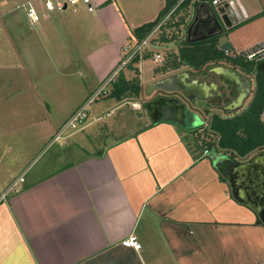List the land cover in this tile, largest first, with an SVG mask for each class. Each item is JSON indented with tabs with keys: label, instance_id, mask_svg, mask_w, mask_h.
I'll list each match as a JSON object with an SVG mask.
<instances>
[{
	"label": "crops",
	"instance_id": "1",
	"mask_svg": "<svg viewBox=\"0 0 264 264\" xmlns=\"http://www.w3.org/2000/svg\"><path fill=\"white\" fill-rule=\"evenodd\" d=\"M237 1L243 17L230 29L239 27L246 42L241 45L223 37L219 44L229 41L233 50L228 53L244 55L254 43L264 41V11L249 12ZM95 2L90 25L80 22L76 30L102 31L108 44L63 60L67 67L86 64L90 80L64 76L69 83L75 81L71 87L76 100L56 130L101 85L128 46L130 29L118 9L110 0ZM205 4L216 10L209 2ZM163 5L164 0L159 10ZM199 8L196 3L188 11L192 15ZM198 13L203 12L199 9ZM56 21L55 29L49 26L50 32L59 24L70 31L62 16ZM7 26L3 30L9 36ZM256 30L262 31L252 40ZM37 34V40L43 37L39 28ZM189 81L203 87L213 85L197 76ZM102 97L105 115L113 112H107L112 105L118 109L113 123L95 125L98 117L89 120L88 111L87 122L79 130L90 143L103 138L100 149L83 150L74 140L75 150L67 146V154L74 157L82 150V156L46 173L33 171L12 194L2 198L1 193L0 264H264V225L256 224L254 212L233 199L226 179L212 161L215 153L205 155L194 139L207 125L199 126V122L188 128L173 121L152 123L147 114L137 113L136 102L125 108L129 102L107 94ZM205 100L197 98L196 102L206 107L199 103ZM261 121L264 124V110ZM128 236L136 237L139 249L121 245Z\"/></svg>",
	"mask_w": 264,
	"mask_h": 264
},
{
	"label": "rangeland",
	"instance_id": "2",
	"mask_svg": "<svg viewBox=\"0 0 264 264\" xmlns=\"http://www.w3.org/2000/svg\"><path fill=\"white\" fill-rule=\"evenodd\" d=\"M26 1L29 0H0V65L5 64L4 68H0V195L7 191L6 189L19 178V175L24 179L33 171L46 173L61 167L68 159L82 156L83 151L78 149V153L74 157L67 154V146L74 147L73 150H75L74 140L84 148L83 150L92 152L100 149L103 144V138L90 143L80 131L65 133L67 136L61 142L66 146L65 144L60 146L58 142L49 144L58 131L55 129L56 126L62 122L76 100L73 96L75 90L71 87L75 81L69 83V81H65L66 77L64 76L72 74L73 78L71 79H79L83 76L88 77V81L90 80V70L86 64H82V66L79 65L81 64L79 62L67 67V64L62 65L63 60L72 54L78 56L80 53V56H84L96 48L99 49L108 44V38L102 31L91 34V28L87 29L86 33L76 30L81 26L80 22L88 23L92 17H95V13H88L81 5L77 8L68 7L65 10L48 13L43 7V2L35 0L32 4L37 13L41 17L47 16L48 18L45 20L41 18L32 27L28 25L24 11L18 9V6ZM161 2L162 0H110V3H113L114 7L118 9L126 29H130V32L133 25L150 21L157 14ZM240 2L249 12L261 13L264 11V0H240ZM59 16L64 18L70 31H66L60 24L56 26V30L49 31V26L53 29L58 22L56 18ZM90 23L88 24L90 25ZM4 25H8L9 36L3 30ZM38 28L43 35L39 40L36 38ZM117 30L123 34V31ZM240 31L239 27L228 29L223 37L242 45L246 40L242 39L244 33L241 35ZM261 31H254L255 37L253 36L252 40L257 39ZM158 34L159 31H156L152 40ZM228 35L230 36L228 37ZM31 37L33 38L32 42H30ZM134 42L129 35L127 45ZM261 43H254L251 50H255ZM169 52L175 53L176 48L167 46V49L163 50H146L142 56L138 57L137 62L132 63L131 66L138 70L137 77L145 89L149 84L163 80L168 75H172V77L177 75L161 71L164 57ZM124 54L125 51L123 56ZM156 54L161 57L159 61H155ZM24 62L26 63L25 67H23ZM64 66L66 68H63ZM216 66L218 65L213 67ZM213 67H209L201 74H191L190 80H193L195 76L200 81L223 80L210 72ZM72 68L75 71H71ZM65 69L69 71H65ZM179 72L189 74L185 68ZM120 75L126 79H132L136 74L126 66L120 71L118 77ZM254 76V74H248V78L255 87ZM252 96L250 95L247 99L244 108L248 106ZM102 98V96L98 97L89 105V120L97 116L98 124L95 125L104 126L107 124L110 126L118 114V109H115L116 105H112L107 112L112 110L113 112L108 115L109 117L105 115L106 108L101 104ZM145 98L147 95L141 93L140 97L124 99L129 102L125 108H131V104L136 102L137 113L146 116L143 108ZM206 118L209 120L210 114ZM202 121L201 116L199 126L203 125ZM182 131L187 135L190 134L189 129L182 128ZM14 189L8 191L6 195L12 194Z\"/></svg>",
	"mask_w": 264,
	"mask_h": 264
},
{
	"label": "trees",
	"instance_id": "3",
	"mask_svg": "<svg viewBox=\"0 0 264 264\" xmlns=\"http://www.w3.org/2000/svg\"><path fill=\"white\" fill-rule=\"evenodd\" d=\"M178 1L164 0V5L154 19L132 29L131 39L136 42L144 39L159 21L175 8L170 18L161 26L158 36L152 40L156 45L165 46V49L170 43H174L176 48L175 53L169 52L165 55L162 72L177 73L185 68L193 74H199L211 66L224 64L239 68L246 75L254 74L255 90L248 106L230 116L210 115L207 128L196 132L194 139L204 149L236 160H248L253 155L264 152V124L261 121L264 110V89L261 74L256 71V66L260 62L248 60L243 54H230L220 50L218 37L188 43L185 35V29L191 22V13L188 10L197 1L183 0L177 5ZM137 60L138 57H135L127 65L136 75L132 79L120 75L109 87L107 97L117 101L140 97L143 87L137 77L139 72L131 66Z\"/></svg>",
	"mask_w": 264,
	"mask_h": 264
},
{
	"label": "water",
	"instance_id": "4",
	"mask_svg": "<svg viewBox=\"0 0 264 264\" xmlns=\"http://www.w3.org/2000/svg\"><path fill=\"white\" fill-rule=\"evenodd\" d=\"M199 6V5H198ZM199 9L203 13H198ZM191 17V22L186 29V41L193 43L204 39L224 36L225 31L230 29L243 17L242 9L239 1L228 0L222 1L221 5L212 10L208 4L200 3V8ZM174 46V43H170ZM156 50H163L165 46L156 45ZM219 49L228 52L233 47L229 41H225L219 45ZM216 73L231 78L239 85L240 94L238 96L239 108L242 107V101L251 92V81L240 77L236 72L223 67L214 69ZM256 71L261 72L264 89V61L260 62ZM187 73H180L176 77L166 78L149 84L145 89V94L150 99L145 100L143 108L152 123L158 121H173L171 115L179 114L186 119L183 126L191 128L196 126L199 116L195 115L187 104L179 97L154 96L158 90L167 93H179L190 103L196 102V99H207V90H214L211 87L198 86L195 81H188ZM192 118V121L190 120ZM212 161L215 168L226 179L231 195L238 203L246 205L256 215V224L264 225V152L253 155L248 160H236L222 154H212Z\"/></svg>",
	"mask_w": 264,
	"mask_h": 264
},
{
	"label": "built area",
	"instance_id": "5",
	"mask_svg": "<svg viewBox=\"0 0 264 264\" xmlns=\"http://www.w3.org/2000/svg\"><path fill=\"white\" fill-rule=\"evenodd\" d=\"M33 1L29 0L18 6V9L24 11L25 18L29 25L37 24L41 16L37 13L33 7ZM183 0H179L177 5H179ZM197 3H206L205 0H196ZM227 2L228 0H211L209 3L211 6H214L215 9L221 5V2ZM43 2V7L48 13H53L56 11L65 10L68 7L77 8L78 6H84L87 12L92 13L96 11L97 4L95 0H41ZM175 8L171 9L154 27V29L141 41L134 42L129 44L125 50L124 56L119 60L118 64L112 69V71L107 75L103 80L101 85L83 102L81 105L68 117V119L60 126L52 140L49 144H54L56 142L61 143V140L64 139L68 131H79L81 130L88 118L89 105L93 103L98 97L104 96L107 94L108 88L117 80V77L120 71L126 67L135 57H140L146 50H155L156 44L152 42V36L156 31H160L161 26H163L166 21L170 18L171 13ZM146 49V50H145ZM248 60H263L264 59V43L258 45L255 50H251L248 53L244 54ZM155 61L161 59L160 55H155ZM203 153L205 155L209 154V151L204 149ZM22 176H19L18 179L13 181L8 188V190L1 195L2 198L6 197L8 191L15 188L19 182H22ZM121 245L127 248L139 249L140 244L138 243L136 237L128 236L127 238L121 241Z\"/></svg>",
	"mask_w": 264,
	"mask_h": 264
},
{
	"label": "flooded vegetation",
	"instance_id": "6",
	"mask_svg": "<svg viewBox=\"0 0 264 264\" xmlns=\"http://www.w3.org/2000/svg\"><path fill=\"white\" fill-rule=\"evenodd\" d=\"M185 35H186V33H185ZM226 53H228V52H226ZM257 61L262 62V61H264V59L262 61H260V60H257ZM257 66H256V68H257ZM217 67L227 68L229 70L236 72L240 77L249 79L248 77L245 76V74L242 71H240L239 68L232 67L231 65L221 64V65H218L214 68H211L210 72L212 74H215L216 76H218L219 78H221L223 80L213 82V84L215 85L216 88L214 90H211V92L208 95V98L204 101L206 103V107H201L200 105L197 104L198 102L190 103L182 95H180L179 93H176V92L167 93V92H163V91L158 90L154 93V96H165V97L176 96V97H179L180 99H182V101H184L187 104L188 109H190L195 115H198L200 118L202 116V119H203L202 124L203 125L204 124L208 125V122H209V120H207L203 116L204 113L207 111H208L207 113L210 115L217 114V115H225V116H230V115H233L235 113L241 112L242 110L245 109L244 108L245 102L250 97V95L253 94V92L255 90L253 82L249 79L251 81V92L247 97H245V99L242 101V107L239 108L240 104L237 101L238 96L240 94L239 85L236 84L231 78L216 73L214 69H216ZM201 73H199V74H201ZM259 73L261 74V72H259ZM178 74H180V73H178ZM191 74H193V73L189 72L188 78H187L188 81L190 80L189 77ZM176 76H174V77H176ZM261 77H262V74H261ZM166 78H173V77H172V75H168ZM142 92L145 94V87L143 88ZM148 99H150V97ZM171 117L177 119L178 123H180L182 125L184 123H186V119H184V117L182 115L180 116V112H179V114L171 115ZM200 118H199V121H200ZM190 120L192 121V118H190ZM200 124H201V122H200ZM199 129H202V128H199Z\"/></svg>",
	"mask_w": 264,
	"mask_h": 264
}]
</instances>
